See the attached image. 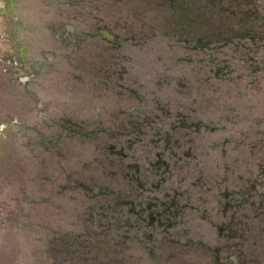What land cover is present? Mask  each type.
I'll return each mask as SVG.
<instances>
[{
  "label": "rangeland",
  "instance_id": "rangeland-1",
  "mask_svg": "<svg viewBox=\"0 0 264 264\" xmlns=\"http://www.w3.org/2000/svg\"><path fill=\"white\" fill-rule=\"evenodd\" d=\"M263 185L264 0H0V264H264Z\"/></svg>",
  "mask_w": 264,
  "mask_h": 264
},
{
  "label": "trees",
  "instance_id": "trees-1",
  "mask_svg": "<svg viewBox=\"0 0 264 264\" xmlns=\"http://www.w3.org/2000/svg\"><path fill=\"white\" fill-rule=\"evenodd\" d=\"M124 166H126V163L124 164ZM86 184H88V183H86ZM212 189H214V185L211 186V187H209V190H208V191H210V190H212ZM97 191H99V188H97V187L94 188L93 192H94V193H97ZM107 191H109V190H107ZM208 191H207V192H208ZM184 204H185V203L182 202V200H181V206L184 205Z\"/></svg>",
  "mask_w": 264,
  "mask_h": 264
},
{
  "label": "flooded vegetation",
  "instance_id": "flooded-vegetation-1",
  "mask_svg": "<svg viewBox=\"0 0 264 264\" xmlns=\"http://www.w3.org/2000/svg\"><path fill=\"white\" fill-rule=\"evenodd\" d=\"M108 37H112L110 33L106 32ZM263 189H264V185H263Z\"/></svg>",
  "mask_w": 264,
  "mask_h": 264
}]
</instances>
